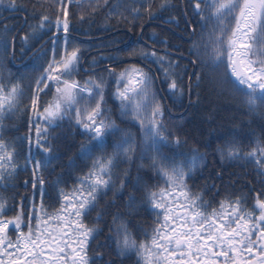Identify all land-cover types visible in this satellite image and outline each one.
Listing matches in <instances>:
<instances>
[{
    "label": "snow or ice",
    "instance_id": "6c2138e0",
    "mask_svg": "<svg viewBox=\"0 0 264 264\" xmlns=\"http://www.w3.org/2000/svg\"><path fill=\"white\" fill-rule=\"evenodd\" d=\"M4 3L5 0H0V5ZM68 3L80 7L83 0H68ZM7 6L12 10H21L16 0H8ZM108 6L109 0H96L95 4H89L93 13ZM169 6L170 0H161L156 9L150 2L146 6L141 4L135 7L116 0L109 7L108 16L127 20L128 16L124 15L126 11L136 19L143 8L147 17L152 19L156 11L167 10ZM193 8L194 15L200 17L201 38L192 41L189 54L196 59L190 63L195 65L199 62L201 68L208 69L209 82L214 88L221 91L228 89L240 95L247 111L259 114L264 119V112H258L264 106V0H195ZM52 27L57 33L63 31L67 46L70 20L64 0H59L54 21L43 15L38 24L29 25L31 31L22 37V42L30 38L39 39L40 31L46 28L51 30ZM191 32L195 34V29ZM0 44L7 46L4 36H0ZM55 48L54 41L52 58L35 79L34 87L29 86L30 104L24 111L31 113L28 123L30 131L35 128V140L33 142L31 135L19 138L21 142L28 141V155L24 156L23 170L32 166V187L36 189L39 185L43 198L46 193L42 170L51 167L58 159L49 145L48 130L57 126L56 122L66 116L73 119L90 138V145H81V155L91 158L94 150H99L101 155L93 159L91 168L80 179V186L75 189L71 201L62 189H58L65 203L53 215L44 211L43 203L40 207L43 215L36 214L34 204L32 211L25 213L23 200L27 198H23L19 212L12 218H6L8 198L0 191V264H96V259L88 254L89 244L102 230L86 225L84 217L96 209L100 197L114 188L117 192H123L130 182V169H125L119 177L115 170L118 163L131 165L134 162L136 139L130 131L119 127L108 114L105 108L107 81L100 75L89 77L81 84L74 79L80 71L79 49L74 48L69 52L65 47L63 55L57 59ZM129 56L154 59L173 103H182L186 94L191 102L193 83L199 89L204 81L200 72H193L188 77L189 83L185 89L178 83V80L183 79L176 72L178 63L166 55L141 48L132 50ZM107 72L109 76L116 77L117 87L113 95L119 102L122 122L127 118L138 129L141 158L148 152L156 154L150 157L151 167L156 169L165 184V188L159 192L147 191L143 198V204L160 209L164 214V223L159 224L157 221L158 226L153 229L150 243H138L130 233L128 224L122 220L117 223L120 217H113L116 227L109 231L114 233L117 254L125 255L134 251L143 264H264V199L258 196L253 205L258 215L241 206L243 198L227 205L231 209L230 213L224 212L226 206L223 201L220 202V213L215 209L210 214L206 213L205 209L210 205H206L200 195L191 194L187 186V180L204 156L195 148L190 159L185 161L170 159L162 154L161 150L168 146L170 137L171 143L176 146H180L181 140L179 136L166 132L165 108L157 98L154 87L157 77L135 65L119 73L113 69H107ZM53 87L52 99L42 104L40 94L45 93V90L51 91ZM24 95L25 90L19 82L9 80L5 83L0 79V186L5 190L14 187L11 181L21 169L16 162L19 153L15 143L3 137V121L7 115L20 111ZM195 95L199 100V93ZM109 138H113L111 153L107 152ZM33 143L36 153L32 151ZM219 151L223 157L225 150L222 148ZM227 158L254 159L264 169V136L247 153L240 149L237 141H230ZM260 175L264 176V172ZM141 180L137 177L136 184L139 185ZM59 182L57 180L55 183ZM177 191L183 201L182 214H175L174 209L166 203L168 197ZM172 202L175 203V200ZM127 208L130 212L137 208L135 196L129 195ZM102 214H97V220ZM33 220L36 221L35 230ZM169 221L172 226H169ZM52 222L56 223V227H50ZM10 226L18 233L15 241L8 236ZM25 226L27 233L22 230ZM108 239L113 237L109 236Z\"/></svg>",
    "mask_w": 264,
    "mask_h": 264
},
{
    "label": "trees",
    "instance_id": "16d2710c",
    "mask_svg": "<svg viewBox=\"0 0 264 264\" xmlns=\"http://www.w3.org/2000/svg\"><path fill=\"white\" fill-rule=\"evenodd\" d=\"M95 2L96 0H83L82 5L77 7L75 3L69 4L68 0H64L70 20L67 46L64 43L65 34L62 30L57 33L55 27L40 31L39 39L30 38L27 42H22V37L31 31L29 25L38 24L43 15L49 16L54 21L58 14L59 0H16L21 10L8 8V0L0 5V36H4L7 42L6 47L0 44V79L5 83L9 80L13 83L19 82L25 90L20 111L7 115L3 121V137L6 141L15 143L19 153L16 162L21 169L11 181L14 187L5 190L0 186V191H3L8 198L6 218H12L19 212L23 198H27L23 200L25 213L31 212L34 204L36 214L43 215L40 211L43 203L45 212L49 215L55 214L65 203L63 197L58 194V189H62L71 201L75 189L80 186V179L91 168L93 159L101 155L99 150H94L91 158L81 155V145H90V138L73 119L66 116L56 122L57 126L48 130L49 145L58 159L51 167L42 170L46 193L43 198L39 190L40 186L37 185L36 189L32 187V166L29 165L26 171L23 170L24 156L28 155V141L21 142L19 138L31 135L33 142L35 140V128L30 131L28 123L31 113L24 111V108L30 104L29 86L34 87L35 79L52 58L54 41L57 59L63 55L65 47L69 52L74 48L79 49L80 71L74 79L81 84L89 77L103 75L107 81L105 108L108 114L119 127L130 131L136 139L134 162L131 165L126 162L118 163L115 170L116 176L119 177L125 169H130V182L127 188L123 192H117L114 188L107 195L100 197L96 209L84 217L86 225L102 230L89 244L88 254L96 259V264H138L140 261V257L134 251L125 255L117 254L114 233L109 231L110 228L116 227L113 224L114 216L120 217L117 223L122 220L128 224L130 233L138 243L142 241L150 243L153 229L158 226L157 221L159 224L164 223L162 210L152 209L150 205L143 204L147 191L159 192L165 188L163 179L157 175L156 169L151 167L150 157L156 154L148 152L141 158L142 146L138 129L127 118L122 122L119 102L113 95L117 87L116 77L109 76L107 69L119 73L135 65L157 77L154 87L157 98L165 108L166 132L179 136L181 140L180 146H176L171 143L170 137L168 146L161 150L162 154L170 159L185 161L190 159L192 149L195 148L204 156V160L199 162L191 178L187 180V186L191 194L200 195L204 203L210 205L205 209L206 213L210 214L213 209L220 213L221 201L226 206L224 212L230 213L231 209L227 205L238 198H243L244 203L241 206L248 212L258 215L253 205L258 196L264 199V176L260 175L264 169H261L254 159H228L227 148L229 142L235 140L244 153L251 151L256 141L264 136V119L259 114H250L242 104L243 98L240 95L233 94L228 89L221 91L214 88L209 82L208 69L201 68L199 62L195 65L190 63L196 59L189 54L192 41H199L201 38L200 17L194 15L195 0H170L169 8L156 11L152 19L147 17L143 8L136 19L125 11L127 20L118 16H108L109 7L116 0H109L108 7L100 8L93 13L89 4ZM120 2L135 7H140L141 4L146 6L150 2L156 9L161 0H120ZM121 11L124 9L121 8ZM5 28L8 29L7 32ZM193 28L195 34L191 32ZM141 48L155 51L161 56L166 55L176 61L179 65L176 72L183 76L178 83H181L185 89L189 83L188 77L193 72L202 74L204 81L200 88L196 89L193 83L191 102L187 94L182 103L172 102L166 83L163 82L162 73L159 71V65L152 57L145 60L138 56H129L132 50L138 51ZM194 79L193 77V82ZM196 92L199 93V100L195 95ZM45 93L40 94L42 104L52 99L54 87L51 91L45 90ZM258 112H264V106L259 108ZM112 139L108 140V153L112 152ZM222 148L225 150L223 157L219 151ZM32 151L37 152L34 143ZM137 177L142 178L139 185L136 184ZM57 180L60 181L59 184L55 183ZM25 182H27L26 186ZM129 195L135 196L137 201V208L131 212L127 208ZM178 196L177 191L168 197L166 203L171 206L172 201H176ZM177 201L183 203L182 199ZM98 213H103L99 220H97ZM35 224L36 221L33 220L34 230ZM22 230L25 233L28 231L26 226L22 227ZM17 235L14 227L10 226L9 238L15 241ZM109 236L113 239H108ZM140 264L143 262L140 261Z\"/></svg>",
    "mask_w": 264,
    "mask_h": 264
},
{
    "label": "rangeland",
    "instance_id": "374dc122",
    "mask_svg": "<svg viewBox=\"0 0 264 264\" xmlns=\"http://www.w3.org/2000/svg\"><path fill=\"white\" fill-rule=\"evenodd\" d=\"M181 200L182 198L177 197V200ZM175 201V203L172 202L171 207L174 209L175 214H182L184 209L181 207V202ZM170 226H172V222H170ZM50 227H56V224L51 223ZM9 251H12L11 249ZM19 255V253H17Z\"/></svg>",
    "mask_w": 264,
    "mask_h": 264
},
{
    "label": "flooded vegetation",
    "instance_id": "af4514ba",
    "mask_svg": "<svg viewBox=\"0 0 264 264\" xmlns=\"http://www.w3.org/2000/svg\"><path fill=\"white\" fill-rule=\"evenodd\" d=\"M6 259V258H5Z\"/></svg>",
    "mask_w": 264,
    "mask_h": 264
}]
</instances>
